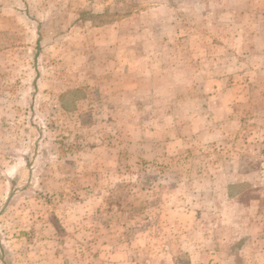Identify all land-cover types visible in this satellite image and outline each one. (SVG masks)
I'll return each mask as SVG.
<instances>
[{
	"label": "rangeland",
	"instance_id": "rangeland-1",
	"mask_svg": "<svg viewBox=\"0 0 264 264\" xmlns=\"http://www.w3.org/2000/svg\"><path fill=\"white\" fill-rule=\"evenodd\" d=\"M0 264H264V0H0Z\"/></svg>",
	"mask_w": 264,
	"mask_h": 264
}]
</instances>
